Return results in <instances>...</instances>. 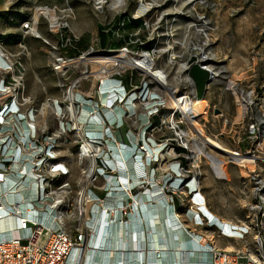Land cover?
Masks as SVG:
<instances>
[{
  "label": "built area",
  "instance_id": "2783aa9c",
  "mask_svg": "<svg viewBox=\"0 0 264 264\" xmlns=\"http://www.w3.org/2000/svg\"><path fill=\"white\" fill-rule=\"evenodd\" d=\"M90 2L97 11H102L109 0L100 5L96 0ZM42 7L56 13L54 21L48 18L52 29L69 32L60 34L58 42L51 45L50 67L60 78L61 92L59 97L48 101L58 121L55 132H40L34 107L25 105L19 64L11 61L10 53L0 42V210L6 203L5 195L18 197L5 204L6 212L16 218L17 226L16 233L10 229L0 237V264H91L86 259L89 249L92 246L97 249L101 239L105 240L104 226H100L103 221L127 230L132 217L138 221L136 226L141 233L134 251L145 246L148 250L151 234L141 220L143 209L154 208L159 203L169 210L172 221H177L176 218L180 221L184 233L190 237L194 255H200L201 259L195 256L189 263L264 264V175L255 170L248 175L254 180L255 202L246 215L247 222L224 227L211 224L202 212L205 200L196 173L191 169L196 161L192 146L199 143L192 122L200 115L191 111L185 114L181 106L203 99L197 96L189 74L193 65L205 70L209 81L217 76L206 63L208 57L197 58L189 53L184 59L185 53H176L171 48L169 63L176 65L190 83V91L180 90L134 64L148 55L152 58L150 68L162 72L167 81V73L155 67V61L159 53L168 50L156 42L151 45V38L140 37L139 28L132 31L125 28L129 19L136 20L137 16H117L104 30L111 39L107 47L98 40L97 44L79 50L76 43L80 38L69 29L72 14L69 4L62 8H38ZM34 24V19L28 20L21 27L36 35ZM142 25L147 27L145 21ZM113 41L123 44L112 47ZM69 48L76 53L66 54ZM128 70L130 77L124 79ZM85 83H90V91L84 92ZM234 85L231 82L230 89L236 104L248 118L247 138L256 143L257 149L264 136V114L253 117L257 103L254 90L236 91L232 89ZM68 134L75 138L79 162H87L74 204L67 199V181L58 183V179L70 174L67 162L57 150L59 138ZM232 152L229 157L233 163H236L234 158L252 155L255 161L260 159L253 149ZM189 154L193 159L191 167ZM128 160L133 165L131 173L125 168L124 162ZM162 164L165 167L161 168ZM181 186L191 195V204L184 211L188 221L181 220L177 212L180 204L175 190ZM19 194L27 197L28 208L24 205L21 210L16 208L15 205L22 204ZM109 198L114 199L113 206L107 202ZM142 198H145L143 202ZM69 218L76 222L71 229L66 225ZM199 226L215 227L219 238L244 241L250 237V241L241 248L226 250L216 245L213 233L209 238L198 231ZM159 254H153L152 264L160 259ZM146 260L142 259L140 264H149Z\"/></svg>",
  "mask_w": 264,
  "mask_h": 264
},
{
  "label": "rangeland",
  "instance_id": "374dc122",
  "mask_svg": "<svg viewBox=\"0 0 264 264\" xmlns=\"http://www.w3.org/2000/svg\"><path fill=\"white\" fill-rule=\"evenodd\" d=\"M96 1L100 5L105 0ZM66 4L72 8L69 29L80 38L76 43L80 50L97 44V31L108 28L120 14L135 15L142 24L145 21L147 27H136L139 28V36L151 38V45L156 42L168 50L158 54L155 67L164 70L168 84L180 90L190 91V83L176 65L169 63L171 48L176 53H185L184 59L189 53L197 58L208 57L206 63L217 72L214 79L209 81L208 73L199 65H193L189 72L197 96L205 100L202 105L205 114L196 117L195 122L207 138L219 142L223 148L241 152L253 149L260 159L251 164L252 168L239 166L231 162L230 152L225 155L208 146L205 149L196 137L199 143L193 144L192 150L199 159L194 157L196 161L191 167L193 159L189 154L188 164L196 173L199 191L209 211L233 224L247 222L246 215L255 202L254 180L248 175L252 170L264 175V136L255 149L256 143L246 134L248 118L237 106L230 85L234 82L232 89L236 91L254 90L257 103L253 117L264 114V0H109L102 11H97L90 0H0V42L10 53L11 61L19 64L25 85V105L34 107L40 132L53 133L57 129L58 121L48 104L49 99L61 94L60 78L50 67L51 45L58 42L60 34L69 32L52 29L48 18L54 21L56 13L52 9L38 7L62 8ZM33 19L36 35L21 27L23 22ZM124 35H127L126 30ZM101 38L103 46L107 47L111 42L109 35L102 33ZM122 44L113 41L111 46ZM65 53L74 55L76 50L69 48ZM127 77H130L129 70L124 73V79ZM82 86L84 92L90 91V83ZM190 141L186 139L192 145ZM76 149L73 134L59 138L57 150L67 162L70 174L58 179V183L67 181V199L73 204L83 179L82 171L87 166L86 161L79 162ZM207 154L222 163L219 171L214 170ZM175 193L180 204L177 209L180 219L188 221L184 211L191 204V195L183 186ZM75 223L73 218L66 219L70 229ZM188 225L194 229L192 223L188 222ZM196 229L202 233L211 231L219 247L231 244L236 249L250 241V237L244 241L219 238L215 227L199 226Z\"/></svg>",
  "mask_w": 264,
  "mask_h": 264
},
{
  "label": "bare ground",
  "instance_id": "6f19581e",
  "mask_svg": "<svg viewBox=\"0 0 264 264\" xmlns=\"http://www.w3.org/2000/svg\"><path fill=\"white\" fill-rule=\"evenodd\" d=\"M151 61L152 58L148 57V55H145L141 60L136 61V63L134 64H136L142 71L147 72L150 76H157L158 78H160L162 83H166L167 81L166 79H164L162 72L150 68ZM185 80L187 79L185 78ZM204 104L205 100H200L194 102L192 105L185 104L184 106H181V109L185 111V114L191 111L196 116L204 115L205 111L203 110L202 106ZM192 123L194 130L202 141L201 144L205 147V149L206 146H208L216 153L226 155L230 152L229 154H234L232 151L223 148L219 142L207 138L204 131L199 127L197 122L193 121ZM207 157L211 161L216 172L222 168V163L215 156L207 154ZM234 159H236V164H238L239 166H248L252 168L253 166L251 164L255 163L256 158L252 155L250 157H240ZM124 163L125 168H128V173H131L133 171L132 163L129 160ZM128 173L127 176H129ZM5 196V204H7L8 202H14L18 199V197H11L10 194ZM19 198L21 199L22 204L15 205L16 208L21 210V205H24V208H28L29 206L26 204L27 197L24 198L22 194H19ZM154 198L157 197L155 196ZM109 199L110 201L108 200L107 202L113 206L114 203L112 202L114 199ZM144 199L145 198H142L141 202H143ZM5 204L2 205V208L0 210V237L4 236L3 232L10 229H13L12 231L16 233V231L14 230L17 226V220L6 212L7 209L5 208ZM202 204V212L209 218L211 224H220L224 227L230 224V222L224 219H220L218 216L209 211L206 207L205 201L202 202ZM155 210V214H152ZM141 220L143 223H146L148 231L151 234L148 250H146L145 246L144 248H136V250L134 251V247H138V242L141 239V233L136 226V223H138V221L133 219V217L127 224V230H124V227H121L119 229L117 224H108V222L106 223L105 221H103L100 226H104L102 227V235L105 234V240L102 242L101 239V242L98 244L97 249H94L93 246L89 249L86 258L87 261L91 262V264H110V260H112L113 264H140V261L142 259H147L148 262H150L149 264H152L151 261L153 254L159 253H161V255L159 254L160 259H158L155 264H192L189 263V261H193L195 256V259H201L200 255H194V251L192 250L193 247L189 240L190 237L184 233L182 229L183 227L179 223L180 221L177 218V221H172L171 213L169 212V210H165L161 203H159V205L154 208H148V206L144 208L143 218H141ZM107 224L108 227H105ZM98 229L99 228L97 227V230ZM205 234L209 238H212L213 234L211 231H205ZM158 239L160 242H158ZM202 243H204V240H202ZM221 248H224L226 250L234 249L231 244Z\"/></svg>",
  "mask_w": 264,
  "mask_h": 264
},
{
  "label": "trees",
  "instance_id": "16d2710c",
  "mask_svg": "<svg viewBox=\"0 0 264 264\" xmlns=\"http://www.w3.org/2000/svg\"><path fill=\"white\" fill-rule=\"evenodd\" d=\"M117 19V18H116ZM130 21L129 22H127L126 23V25H125V28L128 30V28H130V30H133L134 28H136V27H138V26H141L142 25V22L139 20H133V19H129ZM105 29H99L98 30V37H99V39H100V42H101V44L103 43V41H102V38H101V34L102 33H105V31H104ZM129 30V31H130ZM79 41H80V39H79ZM102 46H103V44H102ZM104 47V46H103ZM179 152H181V153H184V150L183 149H180L179 150Z\"/></svg>",
  "mask_w": 264,
  "mask_h": 264
},
{
  "label": "crops",
  "instance_id": "0c3cea01",
  "mask_svg": "<svg viewBox=\"0 0 264 264\" xmlns=\"http://www.w3.org/2000/svg\"><path fill=\"white\" fill-rule=\"evenodd\" d=\"M97 33H98V31H97ZM97 37H98V34H97ZM98 40H99L100 45L102 46L103 43L101 44L99 37H98ZM87 47H88V46H87ZM87 47H86V48H87ZM86 48H85V49H86ZM78 49H79V48H78ZM85 49H84V50H85ZM79 50H80V49H79Z\"/></svg>",
  "mask_w": 264,
  "mask_h": 264
}]
</instances>
